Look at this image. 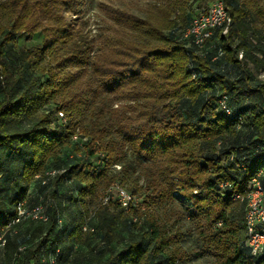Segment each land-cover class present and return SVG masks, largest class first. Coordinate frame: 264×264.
<instances>
[{"label": "trees", "instance_id": "trees-1", "mask_svg": "<svg viewBox=\"0 0 264 264\" xmlns=\"http://www.w3.org/2000/svg\"><path fill=\"white\" fill-rule=\"evenodd\" d=\"M135 1L141 15L99 5L90 38L85 0H0L2 264H41L54 243L57 264H180L179 200L212 264H253L244 204L220 185L242 193L264 170V0H221L232 26L204 55L183 34L189 3L214 0ZM115 185L139 195L131 213L103 205ZM22 202L49 221L7 229Z\"/></svg>", "mask_w": 264, "mask_h": 264}, {"label": "built area", "instance_id": "built-area-1", "mask_svg": "<svg viewBox=\"0 0 264 264\" xmlns=\"http://www.w3.org/2000/svg\"><path fill=\"white\" fill-rule=\"evenodd\" d=\"M232 26V19L227 13L224 3L221 0H214L207 5H196L192 8V17L188 26L183 34V39L192 45L198 55H204L205 44L210 40L216 32L221 36H225ZM221 55V53H220ZM238 59H242L240 53ZM260 80H264L263 76L259 77ZM217 110L225 112L226 116L233 117L234 114L228 108V99L226 96H220L217 100ZM60 118L63 115L59 114ZM234 119L241 121V117H234ZM73 140H77V136L73 137ZM116 170H120V167L115 166ZM243 172H246L247 167L244 164L241 165ZM56 172L49 173L50 176H54ZM264 177V170H259L257 174L246 183V189L239 193L232 190V184L229 182L222 183L220 185L221 191H225L230 194L231 199L234 202L244 204V223L246 241L244 243L248 253L253 261V264H264V185L261 179ZM117 199L124 211L129 212L134 204V197H132L127 191L121 188L119 185L111 187L105 197L103 198V205L107 204L110 200ZM16 216L6 226L7 229L17 226L24 221H34L47 223L49 216L45 211V207L42 205L35 206L30 209L25 203H19L16 207ZM58 226L62 225V219L59 215H55ZM84 232H93L92 228L87 225L83 226ZM5 240L0 237V248L5 247ZM24 247L18 248V253L13 255V259L17 262L20 259L19 252H22ZM59 254V248L54 243L52 250L43 255L40 259L41 264H57ZM259 259V263L255 260Z\"/></svg>", "mask_w": 264, "mask_h": 264}, {"label": "rangeland", "instance_id": "rangeland-1", "mask_svg": "<svg viewBox=\"0 0 264 264\" xmlns=\"http://www.w3.org/2000/svg\"><path fill=\"white\" fill-rule=\"evenodd\" d=\"M84 3V14L86 20L88 21V26L86 28V32H88V36L90 38H94L98 33L99 29L102 26V19H104L105 15L102 10H100L101 4H109L118 7L128 8L131 12L137 15H141L140 9L143 5L141 1L135 0H85ZM203 5V4H202ZM206 5V4H205ZM191 4L189 3L188 13L192 12ZM21 43L26 45L39 43V39L35 38L33 42L27 41L26 37H22L20 39ZM142 185V182H141ZM142 195L141 193H139ZM135 206L139 203L140 198L139 195H134ZM174 207L183 213V217L175 220L176 226L181 228V232L183 235V239L180 242L183 250L186 252V259L180 264H212V258L204 253L201 248V242L198 239L196 232L192 228V224L190 222L189 216L192 214V210L189 209V204L184 203L182 200L174 202ZM126 212V211H125ZM130 210L127 213H131ZM90 213V212H88ZM175 218H173L174 220ZM116 242V240H115ZM116 250L118 251L120 246L118 243H115ZM0 264H2L0 262Z\"/></svg>", "mask_w": 264, "mask_h": 264}]
</instances>
